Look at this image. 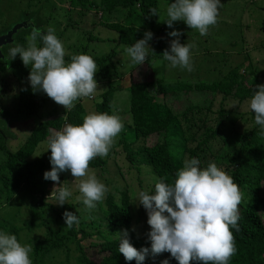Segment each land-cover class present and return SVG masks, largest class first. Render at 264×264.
<instances>
[{"label": "trees", "instance_id": "trees-1", "mask_svg": "<svg viewBox=\"0 0 264 264\" xmlns=\"http://www.w3.org/2000/svg\"><path fill=\"white\" fill-rule=\"evenodd\" d=\"M74 6L83 9L91 7L103 13L125 10L124 24L111 25L119 31L118 41L126 46H131L143 38L145 31L153 34L149 41L153 51H155L154 46L160 41L154 30L157 15L150 14V9L153 8L158 12L157 0H98V3L94 0H74ZM30 14L33 16L30 12L23 13L25 21H30L28 18L31 17ZM103 25L107 26L108 23ZM30 31L17 36L22 37L16 44L26 47L25 37ZM152 54L150 50L148 56L151 57ZM110 55L111 53L107 55V60ZM8 63L6 66L0 62V71L9 68L15 69V73H20L22 77L29 75L30 66L26 67L19 55L11 61L8 60ZM98 66L100 77L111 83V73L106 63ZM255 75V71L247 66L243 73H238L237 69L233 68L222 79L213 81L215 83L211 85L182 84L178 88L162 80L137 81L128 89V112L131 118L129 134H121L112 146L120 148L129 170H133L139 176L144 170V174L150 175L151 180L161 177L171 183L176 172L183 167V161L193 157L200 160V167H206L211 161L226 170L241 193L238 206L240 219L237 222L239 230L230 229L236 251L228 264H264V224L257 213L260 207H264V192H262L264 135H260V127L254 123L255 126L241 134L223 136L222 129L230 111L225 105L221 104L219 109L213 112L210 107L191 104L177 112L168 107L165 98L168 96L169 103H181L184 94L192 92V89H188L195 87L196 92L209 90L212 95H221V102L227 97L236 99L239 103L249 102L255 86L263 84L259 81L261 76ZM2 88L5 89L2 94L4 96L21 91L15 87L6 89L5 85ZM114 92L115 90L109 86L102 94L101 102L94 105L97 112L112 113L110 109ZM2 106L3 104L0 105V112H3ZM211 115L214 116L210 117ZM84 116L83 106L77 104L65 115L41 122L15 151H10L6 144L10 137L7 128L0 127V133L3 134L0 136V151H3V159L0 162V206L7 204L14 193L24 190L27 198L37 199L38 206L48 207L55 229L53 230L46 220L24 221L22 227H18L0 217V230L14 234L18 242L22 243L19 236L22 230L34 228L37 223L39 229L43 228L44 237L39 236L40 238L28 243L33 246L30 254L33 264H51L58 253H61L59 255L63 258L57 260L55 264H136L135 260L125 261L123 255L118 252V236L122 235V230H127L130 243L138 250L141 247L150 248V242L141 239L131 229L133 222L131 201L134 192L127 187L121 189L119 185L110 183L109 177L104 176L107 174L104 166L109 153L104 157L97 156L89 162L91 170H102L101 181L108 188L105 198L96 204L92 213L83 205L82 199L66 201L63 206L56 207L44 201L46 194L49 193L45 185L52 181H45L42 176L47 167L49 169L51 166L42 159L31 157L38 145L45 141L49 132L61 131L66 124H81ZM252 118L255 121L253 112ZM70 175L69 171H65L60 176L66 179ZM139 186L142 187V182H139ZM66 210L76 214L79 223L66 227L62 217ZM82 217L84 221L80 223ZM71 242L74 245L70 247ZM72 250L76 253L73 256ZM164 259H168L169 264H177L167 252L158 255L149 253L143 264H161ZM190 264H198V262H190Z\"/></svg>", "mask_w": 264, "mask_h": 264}, {"label": "clouds", "instance_id": "clouds-1", "mask_svg": "<svg viewBox=\"0 0 264 264\" xmlns=\"http://www.w3.org/2000/svg\"><path fill=\"white\" fill-rule=\"evenodd\" d=\"M220 7V0H172L171 3L167 0L164 23L172 28L174 22L183 21L203 36L209 26L216 24ZM150 14L156 16V9H150ZM167 36L174 39L161 54L163 60L171 68L191 72L195 44H182L181 32L177 30L168 32ZM152 37L150 31H145L143 38L125 49L131 63L146 62L149 50L153 53L149 46ZM25 39L26 47L18 44L9 49V54L13 59L19 55L22 63L30 66L28 80L34 90L43 91L65 109L74 107L78 98L89 97L97 91L94 79L97 65L93 57L81 53L66 62L63 42L53 27L42 32L33 26ZM248 106L260 127V135H264V84L255 86ZM122 129L120 116L107 112H91L84 116L81 124H66L62 131L49 138L51 169L44 172L43 178L59 182L60 173L65 171L75 179L82 178L78 185L82 203L89 209L94 208L105 198L108 188L89 168V162L97 156H107ZM200 164L198 158L185 159L171 183L157 177L151 193L144 190L137 193L138 204L147 213L150 248L136 249L129 241L127 230H122V235L118 236V252L125 261L143 264L149 253L167 252L177 264H228L236 251L230 229L239 230L241 193L226 170L211 161L206 167ZM62 185L54 187L47 198L60 206L72 195L71 190ZM62 217L66 227L79 223L73 212L66 210ZM32 251V245L22 244L14 234L0 230V264H33ZM161 264H169V260L164 259Z\"/></svg>", "mask_w": 264, "mask_h": 264}, {"label": "rangeland", "instance_id": "rangeland-1", "mask_svg": "<svg viewBox=\"0 0 264 264\" xmlns=\"http://www.w3.org/2000/svg\"><path fill=\"white\" fill-rule=\"evenodd\" d=\"M94 2L98 3V0H94ZM171 2L172 0H169V3ZM220 3L216 24L209 26L207 33L201 36L196 29H190L183 21L174 22L172 28L167 27L164 23L167 19V0H157L158 12L154 30L155 34L160 37V41L153 48L154 54L151 57L148 56L142 65L130 62V57L125 50L128 46L118 41L119 31L111 25L124 24L126 12L122 9L112 13H103L91 7H87V9L75 7L74 0H0V32H4L15 24L25 22L23 13H35V17H31L30 20L36 21L42 32H46L49 26L55 29V34L63 42L66 62H70L71 56L76 54L83 53L92 56L97 65V72L94 76L97 81V91L89 97L78 98L74 102V106L81 104L85 115L97 112L94 105L101 102L102 94L107 91L109 86L113 88L115 92L110 111L111 114H118L123 122V129L117 136L116 143L121 134H129L131 118L128 112V89L137 81L162 80L164 83L176 85L178 88L182 84L204 85L209 83L211 85L215 83L213 81L222 79L233 68L237 69L238 73H243L244 69L249 66L250 70L255 71L256 77L261 76L259 81L264 84V0H220ZM104 23H108V25L104 26ZM173 30L181 32L180 42L182 44H195V48L192 50L193 70L191 72L179 67L171 68L161 56L163 51L169 48L170 40L174 39L167 36V33ZM37 43L40 42L37 41ZM109 53L111 55L107 60ZM9 57L12 59L10 54ZM104 63L111 73V83L98 74V65ZM7 75L9 76L0 74V103L6 101L11 110L16 109L17 112L14 113L19 114L12 118V125L9 129L13 135H10L6 142L10 151H15L41 122L65 115L71 109H65L62 105L55 103L43 91L34 90L28 80V74L20 81V85L16 82H13L15 85L8 84L11 75ZM152 84L154 85V83ZM3 85H6V89L15 87L21 90L20 99L18 100L19 92L13 93L11 96L2 95L5 91L2 88ZM177 89L173 90L176 92ZM194 89L195 87L188 89L192 92L185 93L181 103L167 102L168 96L165 98V103L177 112L191 104L205 108L210 107L213 112L217 111L221 104L225 105V108L230 109L225 127L222 129L223 136L226 137L233 136L234 133L241 134L255 126L252 112L249 110V102L239 103L238 100L231 97H227L221 102L219 94L212 95L209 90L196 92ZM24 103L25 105H23ZM26 107L30 110V115L26 112ZM54 133L51 131L47 134L45 141L38 145L31 158L42 159L51 166L49 160L51 153L50 149L47 150V144ZM0 136L3 134L0 133ZM108 156L104 166L107 174L104 176L109 177L110 183L119 185L121 189L127 187L134 192L133 201H131L133 214L131 229L141 239L148 241L147 233L150 231V226L147 224L146 210L138 204L137 193L140 190L151 193L154 189L155 179L151 180L150 175L144 174V170L140 176L133 170H129L119 147H111ZM2 159L3 151H0V162ZM50 169L47 167L46 171ZM93 171L101 181L102 170ZM60 175L59 182L52 181L45 185L49 193L46 194L44 201L53 207L59 205L54 204L53 199L47 198L53 188L59 187L60 184L71 190L72 195L66 201H74L77 197L82 199L78 188L79 180L82 178L75 179L70 175L66 179H62ZM42 179H44L43 176ZM139 182H142V187L139 186ZM262 192H264V184ZM24 193V190L17 191L7 204L1 205L0 217L18 227H22L24 221L41 222L46 220L55 230L52 225V215L47 210L48 207L38 206L37 199L27 198ZM88 211L92 213L93 208H88ZM257 213L264 224V207H260ZM83 221L82 217L80 223ZM38 227L37 223L34 228L24 229L20 232L22 244L31 243V240L40 238L39 236L44 237L43 228L39 229ZM72 243L69 244L70 247L74 245ZM59 254L61 253H58L51 264H55L57 260L63 258ZM75 254V251L72 250V256ZM89 255H91L90 252Z\"/></svg>", "mask_w": 264, "mask_h": 264}, {"label": "flooded vegetation", "instance_id": "flooded-vegetation-1", "mask_svg": "<svg viewBox=\"0 0 264 264\" xmlns=\"http://www.w3.org/2000/svg\"><path fill=\"white\" fill-rule=\"evenodd\" d=\"M34 15H35V13L33 14V16ZM33 16L31 15V17H33ZM31 17H28V18L31 19ZM20 24L22 26L19 29H17L16 32L11 36V38H9L6 41L7 43L0 46V62L5 64L6 66H8V64H9L8 60L11 61V58L9 57V49L12 47H15L17 45L16 42L20 41V38L22 37V36L21 37H17V36H20V35H23L24 33H27L29 30H31V28L33 26L40 29L39 25L36 24V21H34L33 19L30 21L22 22ZM16 25H19V23L13 25L11 28L6 29L4 32H0V38L4 37ZM15 72H16L15 69H9L8 68L5 71H0V74L6 75V76H9L7 74L11 75L10 79H9L10 83H8V84L15 85L13 82H16L18 85H20V81H22L25 78V76L22 77V76H20V73H15ZM14 73H15V75H14ZM5 87H6V85H5ZM9 95L11 96L12 94H9ZM9 95H7V96H9ZM19 99H20V93L18 96V100ZM1 104H3L2 108H1V110H3V112H0V127H4L3 129L7 128L8 133L10 135H13V133H11V130L9 129V127L12 125V123H11L12 118L17 117L19 114H15L14 112H17V110L13 109V111H12L10 105L7 104L6 101L4 103H0V105ZM23 105H25V103ZM25 110L30 115V110H28L27 107L25 108Z\"/></svg>", "mask_w": 264, "mask_h": 264}, {"label": "water", "instance_id": "water-1", "mask_svg": "<svg viewBox=\"0 0 264 264\" xmlns=\"http://www.w3.org/2000/svg\"><path fill=\"white\" fill-rule=\"evenodd\" d=\"M21 26V24L16 25L4 37L0 38V46L6 44V41L11 38V36L16 32V30L19 29Z\"/></svg>", "mask_w": 264, "mask_h": 264}]
</instances>
